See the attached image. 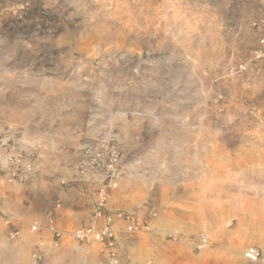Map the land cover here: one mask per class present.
I'll return each mask as SVG.
<instances>
[{
  "label": "rangeland",
  "instance_id": "374dc122",
  "mask_svg": "<svg viewBox=\"0 0 264 264\" xmlns=\"http://www.w3.org/2000/svg\"><path fill=\"white\" fill-rule=\"evenodd\" d=\"M261 36L264 0H0V174L52 180V209L64 214L78 180L102 184L85 150L107 142L121 168L109 204L150 228L118 235L119 264H264V63L251 60ZM172 115L190 125L172 131L192 141L203 120L204 171L194 147L188 159L169 147L157 156ZM76 226H57V244L52 228V264H102L95 244L76 249ZM249 247L259 263L243 258Z\"/></svg>",
  "mask_w": 264,
  "mask_h": 264
},
{
  "label": "crops",
  "instance_id": "0c3cea01",
  "mask_svg": "<svg viewBox=\"0 0 264 264\" xmlns=\"http://www.w3.org/2000/svg\"><path fill=\"white\" fill-rule=\"evenodd\" d=\"M10 176L0 174V264H52V228L55 237L62 235L57 226L89 223L96 191L78 180L66 191L67 204L61 203L64 214H58L52 209V180Z\"/></svg>",
  "mask_w": 264,
  "mask_h": 264
},
{
  "label": "built area",
  "instance_id": "2783aa9c",
  "mask_svg": "<svg viewBox=\"0 0 264 264\" xmlns=\"http://www.w3.org/2000/svg\"><path fill=\"white\" fill-rule=\"evenodd\" d=\"M251 60L264 63V36L258 39L252 51ZM85 155L90 165L102 164L103 179L92 204L91 221L75 227L70 236L77 250L83 251L87 246L95 244L98 247L102 264H119L118 235L138 233L147 229L148 225L138 212H123L114 209L109 204V192L116 190L121 176L120 155L117 150L109 143L101 142L86 148ZM24 168L27 172L30 170L28 165ZM24 168H22L23 171ZM120 224H123V228ZM55 237L54 243L57 244L60 232H57ZM242 256L250 263H259L261 259L259 251L252 247L246 248Z\"/></svg>",
  "mask_w": 264,
  "mask_h": 264
},
{
  "label": "bare ground",
  "instance_id": "6f19581e",
  "mask_svg": "<svg viewBox=\"0 0 264 264\" xmlns=\"http://www.w3.org/2000/svg\"><path fill=\"white\" fill-rule=\"evenodd\" d=\"M188 57V56H187ZM193 57V56H192ZM192 60V59H191ZM191 69H192V67H191ZM190 72H192V74H191V77L193 76L194 77V79H195V77H197L198 75H197V71H196V69L194 68V70H191ZM182 73H183V71H182ZM177 74V73H176ZM232 75V74H231ZM179 76V75H178ZM180 77V76H179ZM187 77V76H186ZM188 77H190V76H188ZM190 77V78H191ZM231 77V76H230ZM182 77H180V79H181ZM185 78V77H184ZM198 78V77H197ZM188 79V78H187ZM186 80V79H185ZM200 80V79H199ZM189 82H190V79H189ZM188 82V83H189ZM193 82V81H192ZM191 82V83H192ZM184 83V82H183ZM182 83V84H183ZM200 83H202V82H200ZM199 83V84H200ZM198 84V83H197ZM198 86V85H197ZM188 87V86H187ZM190 87V86H189ZM188 87V88H189ZM205 87V86H204ZM203 87V88H204ZM183 88V87H182ZM187 88V89H188ZM197 89V88H196ZM245 92V91H244ZM244 92H241V95H243L244 96ZM232 96V95H231ZM208 98H209V90L208 89H206V88H204V89H202L199 93H198V98H197V101L199 102V103H204L206 100H208ZM235 98V97H234ZM247 102V101H246ZM250 102V101H249ZM254 106H260V103H256ZM223 111V110H222ZM215 112V111H214ZM221 112V111H220ZM237 112V111H236ZM146 114V113H145ZM181 114V113H180ZM249 114V113H248ZM259 114V113H258ZM11 115V114H10ZM14 115V114H13ZM260 115H261V117H262V113H260ZM17 116V115H16ZM21 117V116H20ZM165 117V116H164ZM189 117V116H188ZM166 118V117H165ZM164 118V119H165ZM238 118V117H237ZM236 118V119H237ZM259 118V117H258ZM192 119V118H191ZM197 119H199V118H197ZM245 119H246V117H245ZM155 120V119H154ZM161 120H163L162 118H161ZM193 121H194V119H193ZM191 122V123H195V122ZM155 123H157L158 125H162L163 123H162V121H160L159 119H156V122ZM202 123H203V120H202V122L200 121V120H198L197 121V125L194 127V129H196V131H194V132H196L195 134H193V136L194 137H192V139H193V141L190 139V137L189 136H187V135H184V136H180V138H178V133L180 132V131H185V133H187L186 132V129H187V127H188V121H186L185 120V118H183V117H181V116H176V115H172L170 118H169V123L163 128L164 129V132H163V134H161L162 135V137H161V139H159L157 142H159L158 144H157V146H156V148H155V150H156V154H157V156H160L161 154H164V150H165V147H169L171 150H172V154H173V159L174 158H178V157H184V156H186V159H188L187 158V156L189 155V153H188V148H193V149H195L193 152V154H192V160L193 161H195L196 163H198V167H199V169L201 170V171H204V166H203V161L201 160V157H204L205 155H209V153H208V145H209V143H207V140H205V139H207V138H203V136H202V134H201V131L203 130V128H202ZM248 123V122H247ZM156 124V125H157ZM259 124V123H258ZM243 125V124H242ZM248 125V124H247ZM152 126V125H151ZM190 126V125H189ZM245 126V125H244ZM259 126V125H258ZM245 128V127H244ZM249 128V127H248ZM172 129H175V130H177V132L178 133H176V132H173L172 131ZM189 129H191V128H189ZM194 129H191L192 131L194 130ZM220 129V128H219ZM246 129H247V127H246ZM254 129V128H253ZM257 129V128H256ZM237 130H239V128L237 129ZM241 130H242V126H241ZM191 131H189V133H190ZM240 133V132H239ZM246 133H248V135H249V133L250 132H246ZM255 133V132H254ZM188 134V133H187ZM235 134V133H234ZM245 134V133H244ZM190 135H192V134H190ZM205 135V134H204ZM220 135V134H219ZM225 135V134H224ZM221 136V135H220ZM233 137V136H232ZM231 137V138H232ZM260 137V136H259ZM209 138V137H208ZM253 138H255V137H253ZM236 139V138H235ZM243 139V138H242ZM248 141V140H247ZM252 141V140H251ZM180 142H182V144L180 145ZM228 142V146H229V148H230V151H227V153L229 154V157H227L228 156V154H226L227 156V158H229L230 160H232L233 161V159H231V156L232 157H234V159L235 160H237V162H238V159H240L241 158V156H243L244 155V150H243V148L242 147H238L237 146V144H236V141H233V139H231V140H229V141H227ZM211 143H212V141H211ZM210 143V144H211ZM217 143V142H216ZM219 143V142H218ZM226 143V142H225ZM155 144V145H156ZM187 144H190L191 146H187ZM213 144H214V142H213ZM168 145V146H167ZM186 145V146H185ZM214 145H216V144H214ZM241 145H242V143H241ZM240 145V146H241ZM244 145H246V143L244 144ZM248 146H249V144H247ZM213 147V146H212ZM246 147V146H245ZM168 148V149H169ZM215 149V148H214ZM255 149V148H254ZM218 150V149H217ZM253 150V149H252ZM151 151H152V149H151ZM201 152V155H199L198 154V152ZM215 151V150H214ZM199 152V153H200ZM209 152H210V150H209ZM216 152V151H215ZM218 152V151H217ZM254 152V151H253ZM211 153V152H210ZM257 153V152H256ZM171 154V155H172ZM220 154H224V156H225V153H220ZM231 154V155H230ZM263 154V153H262ZM149 155V154H148ZM218 155V154H217ZM264 155V154H263ZM262 155V156H263ZM150 156V155H149ZM153 156V155H152ZM154 156H156V155H154ZM246 156H247V154H246ZM252 156V155H251ZM250 156V157H251ZM163 157V156H162ZM206 157V156H205ZM219 157V156H218ZM248 157V156H247ZM246 157V158H247ZM250 157H248V158H250ZM254 157H256V156H254ZM253 157V158H254ZM156 158V157H155ZM212 158V157H211ZM220 158V157H219ZM222 158V157H221ZM247 158V159H248ZM259 158V157H258ZM185 159V158H184ZM185 159V160H186ZM216 159V158H215ZM223 159V158H222ZM256 159V158H255ZM254 159V160H255ZM152 160V159H151ZM176 160V159H175ZM216 160H218V159H216ZM226 160H228V159H226ZM259 160L260 161H262L263 160V158H259ZM190 161V160H189ZM214 161V160H213ZM219 161V160H218ZM223 161V160H222ZM251 161V160H250ZM142 162V161H141ZM147 162V161H146ZM153 162V161H152ZM176 162V161H175ZM187 162V161H186ZM191 162V161H190ZM217 162V161H216ZM248 162V161H247ZM258 162V161H257ZM155 163V162H154ZM228 163V162H227ZM227 163H225L227 166H228V164ZM259 163V162H258ZM144 164H145V162H144ZM150 164H151V161H150ZM194 164V163H193ZM214 164V163H213ZM223 164V163H222ZM224 164V165H225ZM251 164V163H250ZM255 164V163H254ZM261 164V163H260ZM195 165V164H194ZM217 165V164H216ZM191 166V165H190ZM197 166V165H196ZM214 166V165H213ZM249 167V166H248ZM223 168V167H222ZM221 168V169H222ZM254 168V167H253ZM183 169V168H182ZM252 169V168H251ZM193 170V169H192ZM215 170H216V168H215ZM244 170V169H243ZM226 170H224V172H225ZM237 171V170H236ZM195 172V171H194ZM222 172V171H221ZM209 173V172H208ZM213 173V172H212ZM220 173V172H219ZM203 174V173H202ZM214 174V173H213ZM205 175V174H204ZM216 175V174H215ZM209 177V176H208ZM212 177V176H211ZM204 178V177H203ZM206 178V177H205ZM209 179V178H208ZM118 183H119V181H118ZM213 183V182H212ZM118 186V185H117ZM213 187V186H212ZM117 189V188H116ZM213 189H215V188H213ZM212 189V190H213ZM253 189V188H252ZM262 190V189H261ZM213 194V193H212ZM210 195V194H209ZM212 196V195H211ZM215 204V203H214ZM223 223V222H222ZM204 226V225H203ZM154 228V227H153ZM177 228V227H176ZM179 228V227H178ZM191 228V227H190ZM161 229V228H160ZM207 229V228H206ZM205 229V230H206ZM257 229H258V231H262L263 230V227H261V226H259V227H257ZM150 230V228H149V225H148V228L147 229H144V230H142L140 233H146V232H148ZM173 230V229H172ZM169 231V230H168ZM176 231H178V230H176ZM207 231V230H206ZM227 231V230H226ZM167 232V231H166ZM263 232V231H262ZM134 234H137V233H134ZM172 234H174V233H172ZM172 234H168V237H170V238H173V237H175V235H172ZM176 235H177V233H176ZM207 239L206 238H201L199 241H198V244L196 245V249L197 250H202V249H205L206 248V246H207ZM234 251V250H233ZM238 252V251H237ZM71 257V256H70ZM72 258V257H71ZM75 258V257H74ZM78 258V257H77ZM70 259V258H69ZM68 259V260H69ZM79 260H80V258H78ZM73 260V259H72ZM70 261H71V259H70ZM73 262V261H72ZM81 262V261H80ZM63 264V263H62ZM80 264V263H79ZM82 264V263H81Z\"/></svg>",
  "mask_w": 264,
  "mask_h": 264
}]
</instances>
